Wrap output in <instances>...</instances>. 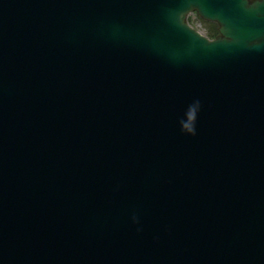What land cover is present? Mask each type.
I'll use <instances>...</instances> for the list:
<instances>
[{
    "label": "water",
    "instance_id": "water-1",
    "mask_svg": "<svg viewBox=\"0 0 264 264\" xmlns=\"http://www.w3.org/2000/svg\"><path fill=\"white\" fill-rule=\"evenodd\" d=\"M158 2L0 0V264H264V51L122 41Z\"/></svg>",
    "mask_w": 264,
    "mask_h": 264
},
{
    "label": "clouds",
    "instance_id": "clouds-1",
    "mask_svg": "<svg viewBox=\"0 0 264 264\" xmlns=\"http://www.w3.org/2000/svg\"><path fill=\"white\" fill-rule=\"evenodd\" d=\"M218 10L215 15H205L197 6L186 7L179 0H159L156 5L155 27L140 30H129L122 41L138 43L173 65L191 63L198 55L213 54L221 49H247L249 51H264V30L254 28L249 30L240 18L244 17L253 24H258L264 18V0H238L230 3L227 0L207 4ZM181 9H184L181 13ZM197 10L203 18L214 20L219 24L220 35L213 42L199 37L185 24V17L193 10ZM201 110V103L187 105L183 116L177 121L181 134L195 136L197 134V118ZM132 223L138 224L135 214ZM140 229L137 228V231Z\"/></svg>",
    "mask_w": 264,
    "mask_h": 264
},
{
    "label": "trees",
    "instance_id": "trees-1",
    "mask_svg": "<svg viewBox=\"0 0 264 264\" xmlns=\"http://www.w3.org/2000/svg\"><path fill=\"white\" fill-rule=\"evenodd\" d=\"M204 29L206 31L205 36L208 39H214L216 38V36L218 35V30H217V26L213 23H208V22H203L201 21Z\"/></svg>",
    "mask_w": 264,
    "mask_h": 264
},
{
    "label": "rangeland",
    "instance_id": "rangeland-1",
    "mask_svg": "<svg viewBox=\"0 0 264 264\" xmlns=\"http://www.w3.org/2000/svg\"><path fill=\"white\" fill-rule=\"evenodd\" d=\"M190 23L195 27H197L201 32H203L204 34L206 33L204 26L201 22V20L196 16V15H191L190 17Z\"/></svg>",
    "mask_w": 264,
    "mask_h": 264
}]
</instances>
